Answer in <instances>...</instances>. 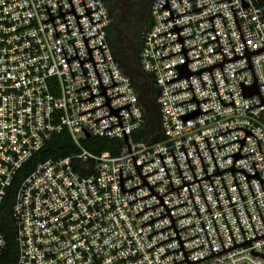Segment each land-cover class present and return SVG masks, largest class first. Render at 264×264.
Masks as SVG:
<instances>
[{
  "label": "built area",
  "instance_id": "built-area-1",
  "mask_svg": "<svg viewBox=\"0 0 264 264\" xmlns=\"http://www.w3.org/2000/svg\"><path fill=\"white\" fill-rule=\"evenodd\" d=\"M151 13L145 140L106 0H0V206L54 133L79 148L21 181L12 264H264V2L153 0ZM86 132L120 151L87 149Z\"/></svg>",
  "mask_w": 264,
  "mask_h": 264
},
{
  "label": "trees",
  "instance_id": "trees-1",
  "mask_svg": "<svg viewBox=\"0 0 264 264\" xmlns=\"http://www.w3.org/2000/svg\"><path fill=\"white\" fill-rule=\"evenodd\" d=\"M121 1L122 0H119V2ZM110 39L113 41L111 32ZM126 69L130 72L134 81L138 85L139 94L146 108L148 118L147 127H144L135 133L134 137L135 139L149 140L153 136V130H155L158 126V111L155 108L156 97L153 95V90L146 91L144 88H142V83L139 81V77H142V74L138 68L136 71H131L127 67ZM152 116H155L153 122H151ZM82 141L87 149L95 153H101L105 150H110L112 153L117 154L123 144V141L120 139L101 136L85 137ZM78 151V145L74 141L70 130L65 127L61 131L54 133L52 137L46 142L44 147L36 152L16 175L14 182L10 186L2 205L0 206V227L8 241L6 250L0 254V264L15 263L18 257L16 227L12 216V207L15 201L16 192L23 178L28 173H30V171H32L38 163L46 159L66 157L74 155L78 153Z\"/></svg>",
  "mask_w": 264,
  "mask_h": 264
},
{
  "label": "flooded vegetation",
  "instance_id": "flooded-vegetation-1",
  "mask_svg": "<svg viewBox=\"0 0 264 264\" xmlns=\"http://www.w3.org/2000/svg\"><path fill=\"white\" fill-rule=\"evenodd\" d=\"M109 2L112 3L113 8L116 10L115 16L113 15V23L110 28V32L113 36V44L115 51L120 53V56L123 58L124 62L126 63V67L129 70L136 71L137 68L139 70V66H137L138 54L141 49L143 35L152 24L151 6L153 0H122V16L126 17L125 14L129 15V17H126L124 19L125 21L119 20V0H111ZM137 5L140 9L139 13H141L142 15L140 17V20L137 21L135 24L131 23V27L134 28L132 30L133 33H131L125 27L120 25L129 21V18L131 19L133 17ZM123 7H125L127 10H124Z\"/></svg>",
  "mask_w": 264,
  "mask_h": 264
},
{
  "label": "rangeland",
  "instance_id": "rangeland-1",
  "mask_svg": "<svg viewBox=\"0 0 264 264\" xmlns=\"http://www.w3.org/2000/svg\"><path fill=\"white\" fill-rule=\"evenodd\" d=\"M108 3H109V5L111 6V8H112V11H113V15L115 16V13H116V10L113 8V5H112V3L111 2H109V1H111V0H106ZM123 5V2L121 1V2H119V20H124L126 17H129V15L128 14H125V16L126 17H124V16H122V10H121V6ZM123 9L124 10H127L125 7H123ZM139 11H140V9H139V7H138V5H137V7H136V11H135V13H134V15H133V17L130 19L129 18V21H131V22H129V21H127L128 23H130V24H128L127 22H125V23H123L122 25H120V26H123V27H125L128 31H130L131 33H133V29L134 28H132L131 27V25L132 24H135L137 21H139L140 20V17H141V13H139ZM128 13V12H127ZM125 21V20H124ZM132 23V24H131ZM113 42V41H112ZM139 81L141 82L142 81V77H139ZM154 119H155V116H152V120H151V122H153L154 121Z\"/></svg>",
  "mask_w": 264,
  "mask_h": 264
},
{
  "label": "water",
  "instance_id": "water-1",
  "mask_svg": "<svg viewBox=\"0 0 264 264\" xmlns=\"http://www.w3.org/2000/svg\"><path fill=\"white\" fill-rule=\"evenodd\" d=\"M263 2H264V0H263ZM116 53H117V55H118L119 52L116 51ZM119 59H120L122 65H123V67H126V63L124 62L123 58L120 56V53H119ZM258 91H259V88H258V85H257V84L254 85V86H252V87H245V93H246L247 95H248V94H251V93H256V92H258ZM86 137H90V133H89V132H86ZM125 142H126L127 144L130 143V142H129V137H128V136L125 137Z\"/></svg>",
  "mask_w": 264,
  "mask_h": 264
}]
</instances>
